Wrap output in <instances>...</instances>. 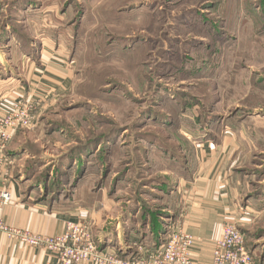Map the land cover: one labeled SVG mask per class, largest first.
<instances>
[{"label": "rangeland", "instance_id": "1", "mask_svg": "<svg viewBox=\"0 0 264 264\" xmlns=\"http://www.w3.org/2000/svg\"><path fill=\"white\" fill-rule=\"evenodd\" d=\"M46 60L69 85L32 97L4 180L133 258L173 222L194 148L229 142L236 225L264 256V0H0V89Z\"/></svg>", "mask_w": 264, "mask_h": 264}, {"label": "crops", "instance_id": "2", "mask_svg": "<svg viewBox=\"0 0 264 264\" xmlns=\"http://www.w3.org/2000/svg\"><path fill=\"white\" fill-rule=\"evenodd\" d=\"M69 79V72L60 64L46 60L36 67H31L24 85L12 80L6 89H0V103L2 101L9 103L22 96H35L43 101V98L51 93L66 92ZM203 139L205 141L202 145L194 148L191 159L193 162L184 169V174H181L184 179L179 180L176 191L171 196L172 223L201 239L192 251L193 264H210L211 247L219 238L224 223L242 225L249 221L246 215L249 204L245 203L243 206L245 209L239 206L238 197L241 193L236 190L239 185L237 170L232 168L226 158L229 154V142H222L223 145L215 147L209 146L206 137ZM6 184L11 199L7 206L0 209V220L11 227L43 236H53L63 231L66 221L82 223L84 215L87 214L84 210L75 212L47 210L42 204L32 201L30 195L22 194L23 181L6 180ZM98 245L101 249L108 246L103 248L99 243ZM108 248L113 249L109 246ZM250 253L255 264H264V256L258 258L255 256V250ZM0 264H55V260L41 247L29 248L2 236Z\"/></svg>", "mask_w": 264, "mask_h": 264}, {"label": "built area", "instance_id": "3", "mask_svg": "<svg viewBox=\"0 0 264 264\" xmlns=\"http://www.w3.org/2000/svg\"><path fill=\"white\" fill-rule=\"evenodd\" d=\"M34 102L32 97L16 98L0 103V209L10 203V192L2 175L6 148L15 132L31 127ZM29 248L41 247L55 264H193L192 251L200 238L182 227L168 224L160 244L135 258L120 257L114 250L101 249L89 228L78 221H66L58 235L43 236L11 227L0 220V237ZM105 250V251H104ZM210 264H255L236 223L226 222L211 247Z\"/></svg>", "mask_w": 264, "mask_h": 264}, {"label": "trees", "instance_id": "4", "mask_svg": "<svg viewBox=\"0 0 264 264\" xmlns=\"http://www.w3.org/2000/svg\"><path fill=\"white\" fill-rule=\"evenodd\" d=\"M99 142H97L96 143V145L98 144ZM164 233H165V230H164V228L162 229V227H161V229H159V232H158V234L156 235V242L152 245L153 247H151V248H156L159 244H160V242H161V238H162V236L164 235ZM153 250V249H152ZM139 255H137V256H135V257H138ZM120 257H122V258H124V256H120ZM135 257H133V258H135Z\"/></svg>", "mask_w": 264, "mask_h": 264}]
</instances>
